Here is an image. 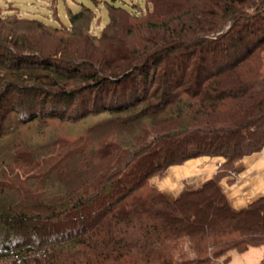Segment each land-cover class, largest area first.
<instances>
[{
    "label": "trees",
    "instance_id": "obj_1",
    "mask_svg": "<svg viewBox=\"0 0 264 264\" xmlns=\"http://www.w3.org/2000/svg\"><path fill=\"white\" fill-rule=\"evenodd\" d=\"M145 1L140 15L110 4L99 35L83 4L68 10V28L0 12V140L7 116L16 128L100 111L119 119L27 140L20 160L2 163L0 264H225L230 250L264 244V194L235 207L219 181L264 147L261 65L235 73L264 43V0ZM119 15L149 23L137 48L51 56L12 32H85L103 44L126 24ZM201 156L222 161L196 186L171 196L149 184ZM41 230L52 235L35 244L29 233Z\"/></svg>",
    "mask_w": 264,
    "mask_h": 264
},
{
    "label": "rangeland",
    "instance_id": "obj_2",
    "mask_svg": "<svg viewBox=\"0 0 264 264\" xmlns=\"http://www.w3.org/2000/svg\"><path fill=\"white\" fill-rule=\"evenodd\" d=\"M82 4L92 10L93 15L89 23V31L94 35H99L103 27L106 25L109 17L108 6L110 4L119 6L125 9L127 12L135 15L144 14L146 10L150 8V5L146 4L145 0H0V12L5 13L11 11L12 14H17L18 16L28 18H35L50 26L63 25L68 28L70 26L68 10L76 11L81 7ZM86 15L89 17L90 14L87 13ZM86 15L85 18H87ZM119 16L118 18H123L122 15ZM85 18L79 19V25H81V23L86 24L85 22L87 21V19L85 20ZM130 18L132 19H130V22H126L127 20L123 18L121 22L124 21L126 22V24H121L119 35L116 36L114 40L109 39L103 44H99L97 41L90 42V40L86 38L85 32H76L74 34H69L67 30L66 32L51 33L42 29H29L28 31H21L19 29L16 30V28H13L14 30H12V32L14 31V33L17 35H23V37L27 41L34 38L35 42L38 41V45L42 49H45V51L48 52L51 56L63 55L64 53L60 51L61 49H70L72 51L73 49H77L87 53L92 51L98 52L100 50H107L108 52H110V49H116L119 44H127V46L129 45L132 48L136 46L137 48V45L141 44V37L150 36L151 32L146 30H151L150 28H148L150 27L148 22L140 23L139 21H137L141 20L142 17ZM6 29H8V26L0 22V31H2L3 33ZM116 29L117 27L115 28V30ZM54 49H57L56 54H52ZM114 51L116 52L117 50ZM257 63L261 65V70L264 73V43L261 44V47L259 49L258 47L255 48V52L250 55V57L244 64H242L238 68H235V73H238L241 70L244 72L248 71V69H250ZM110 119H112L111 121H119L118 118L111 117L110 114L100 111L97 114H91V116L84 120L78 119L73 122L69 119L58 121L56 120V118H50L49 120H42L39 122L36 121L30 124L29 127L20 125L19 128H16L14 122H11L9 116H7L4 119V135L3 133L1 134L3 136L0 140V168L3 165L2 163L10 161L13 156L18 160L23 157L25 153L24 148L26 147L24 142L27 140L28 144L35 146L46 142L49 137L57 134L67 135L68 137L74 138L82 133L85 127L95 123H101V121L103 120L108 121ZM209 159L212 158L210 157ZM216 162L217 161L215 160V164H218ZM163 171L164 170H162L161 172H157V174L151 176V178L149 179V184L154 185L159 190H161L162 188L165 189V187H161L160 189L159 183H157V180L161 179L160 177ZM184 184L186 186H196V184L192 185V182L190 183V181L189 183L187 181ZM183 187H181L179 191ZM245 191L247 193L245 199H248V202L253 198L260 196L261 194H264V187L262 188V185H259V188L257 189L251 185ZM169 193L171 194V196L176 195V193ZM45 233L46 231L41 230L37 233H29V236L32 238V240L34 239L33 241L35 244H38L41 237H43V234L45 238L52 235L50 232H48V235H45ZM47 239L49 240V238ZM263 254L264 244L259 246H250L244 251H237L235 249H232L227 253L229 258L227 259L225 264H256Z\"/></svg>",
    "mask_w": 264,
    "mask_h": 264
},
{
    "label": "crops",
    "instance_id": "obj_3",
    "mask_svg": "<svg viewBox=\"0 0 264 264\" xmlns=\"http://www.w3.org/2000/svg\"><path fill=\"white\" fill-rule=\"evenodd\" d=\"M261 152L241 158L236 162L235 175L226 174L219 180L235 207L247 203L245 190L251 185L257 189L259 185L264 187V147ZM214 173H216L215 158L207 159L201 156L168 166L162 172L161 179L155 182L159 183L160 189L165 187L161 190L171 195L169 192L177 193L187 181L192 182V185L198 184L212 177Z\"/></svg>",
    "mask_w": 264,
    "mask_h": 264
},
{
    "label": "built area",
    "instance_id": "obj_4",
    "mask_svg": "<svg viewBox=\"0 0 264 264\" xmlns=\"http://www.w3.org/2000/svg\"><path fill=\"white\" fill-rule=\"evenodd\" d=\"M216 161H217L216 163H218V164H215L216 167H217V166H219V164L221 163V161H220V159H217ZM229 174H230L231 176H233V175H235V172H230Z\"/></svg>",
    "mask_w": 264,
    "mask_h": 264
}]
</instances>
